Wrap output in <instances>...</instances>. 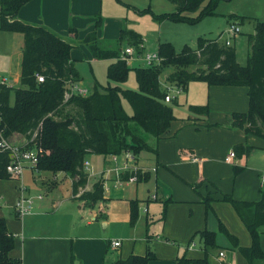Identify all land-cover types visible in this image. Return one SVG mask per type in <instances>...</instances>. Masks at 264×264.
I'll return each instance as SVG.
<instances>
[{
  "label": "crops",
  "instance_id": "0c3cea01",
  "mask_svg": "<svg viewBox=\"0 0 264 264\" xmlns=\"http://www.w3.org/2000/svg\"><path fill=\"white\" fill-rule=\"evenodd\" d=\"M100 9V0H32L19 11L18 18L26 23L46 26L63 37L77 35L79 42H83L87 34L96 30ZM231 15L236 14H229L228 26L224 30L218 29L213 38L222 44L231 37ZM74 17L79 19L78 24L74 23ZM238 25L240 33L232 39V46L236 48L237 62L242 66L247 64L250 41L249 38L247 43L240 41L242 28ZM109 27L110 24H107L102 37H110L107 33ZM120 27H116L117 35ZM252 34L254 26L249 35ZM141 36L147 51V40ZM243 46L244 53L241 55L240 48ZM74 48L71 56L78 61L80 53ZM79 48L87 54L85 47L81 45ZM23 49L22 34L0 31V84L10 88L21 87ZM77 85L86 89L82 82ZM184 93L186 108H174L176 120L165 137L157 141V152L152 151L155 153L153 161L148 159L149 163L145 162L140 153L129 164L147 172L145 179L120 183L112 172H106L113 166L111 157L87 158L89 180L86 190H91L100 179L105 184L106 200L95 208L86 207L85 203L73 197L72 179L68 175L70 179L65 181V185H52L50 193L44 195L33 180L32 170H27L22 184L15 180H0L5 194L0 193V217L6 220L9 232L15 237V248L10 256L20 259L22 264H113L131 254L145 255L148 248L146 237L150 236L156 259L149 264H174L178 258L183 255L188 257L190 253L202 257L189 259H202L203 252H197L196 247L187 245V242L197 233L209 231L217 233L218 244L225 249L219 252L224 254L223 258L219 254L213 256L211 264H233L235 255L228 256L226 248L229 242L221 235L220 223L238 238L243 248L251 247L252 238L235 210L221 200L220 194L231 195L238 201L264 200V140L231 127L233 114L249 110L248 88L193 82ZM177 101L180 106L181 102ZM13 102L14 95L11 96V104ZM206 104L210 110L208 116L194 115L189 111L190 105ZM20 144L25 145L26 141L21 140ZM238 144L248 145L253 150L248 156L226 162V157ZM235 167L242 170L235 174ZM153 176L155 182L150 188ZM199 183L196 193L192 186ZM21 185L27 194H34V197L43 195L42 200L36 201L32 212L24 217H20L15 209L21 196ZM206 197L213 199L212 210L206 209ZM131 201H138L140 210L134 227L130 225ZM165 203L166 216L162 219ZM2 208H7L9 213L4 214ZM157 222L160 223L150 232ZM259 233L264 252V226ZM117 241L120 247L113 248L112 243Z\"/></svg>",
  "mask_w": 264,
  "mask_h": 264
},
{
  "label": "trees",
  "instance_id": "16d2710c",
  "mask_svg": "<svg viewBox=\"0 0 264 264\" xmlns=\"http://www.w3.org/2000/svg\"><path fill=\"white\" fill-rule=\"evenodd\" d=\"M32 0H0V31L22 34L24 49L21 69V87L10 88L0 85V141L11 143L13 139L26 141L25 148L38 151L40 160L37 170L57 175L64 173L72 179V195L86 207L95 208L106 200L104 180L94 183L87 191L89 174L85 162L90 156H121L126 152L139 155L143 151L153 150L141 137L136 136L131 123H136L146 133L162 140L176 120L175 99L166 103L167 88L161 82L162 72L169 67L175 71L169 74L166 82L180 87L185 92L190 83L201 82L209 86L246 87L249 95V110L246 113L232 115L231 127L264 140V22L256 21L254 34L249 35L250 54L246 66L237 62L236 48L220 43L217 39L199 38L196 49L184 47L177 52L171 43L159 45L158 54L163 59L159 66L137 67L132 69L122 59V47H136L143 44L140 34L123 29L113 47L102 48L103 43L97 37V31L103 26V19L96 21V30L87 34L83 43L96 60H113L107 70V78L116 86L106 87L103 91L99 84L95 91L87 96L67 98V85L82 82V77L72 59L75 47L72 42L46 26L21 21L19 11ZM176 6V12L154 15L160 22L169 20L176 23L196 25L207 17L217 15L216 9L221 1L231 0H169ZM205 4V6H204ZM151 13V10H146ZM237 24L245 19L236 15ZM70 37H72L70 35ZM69 39H73L74 37ZM127 42V43H126ZM126 43V44H124ZM196 67L195 71L189 68ZM134 71L139 91L123 90L119 84L128 80ZM44 77V82L37 80ZM14 102L11 104V96ZM123 100L133 110L129 116L123 108ZM194 115H209V105H190ZM130 139V141H129ZM253 148L248 145L234 146L236 157L248 156ZM11 161L8 151L0 150V180H13L7 172ZM242 169L235 167L238 174ZM143 169L127 172L120 181L128 182L136 177L137 182L145 179ZM199 184L193 185L198 192ZM220 193V191H218ZM221 200L228 203L247 228L252 245L243 248L237 237L232 235L220 223V232L232 246L238 249L248 264L264 260L260 246L259 229L264 226V200L246 202L235 200L231 195L220 194ZM212 198L206 197L204 204L211 209ZM164 205V216L166 215ZM140 215L139 202H130V225L134 227ZM164 219V217H163ZM198 234V233H197ZM199 235L204 241L205 257L199 260L189 259L186 255L178 258L174 264H209L210 250H216V233L203 231ZM194 237L192 239L195 238ZM148 248L145 255L131 254L113 264H149L156 259L151 247V237L147 236ZM15 237L9 232L7 222L0 217V264H22L20 259L12 258ZM224 264V263H222Z\"/></svg>",
  "mask_w": 264,
  "mask_h": 264
},
{
  "label": "rangeland",
  "instance_id": "374dc122",
  "mask_svg": "<svg viewBox=\"0 0 264 264\" xmlns=\"http://www.w3.org/2000/svg\"><path fill=\"white\" fill-rule=\"evenodd\" d=\"M100 6H101V9H100L101 11L100 13H98L99 15L97 17V20L98 18L101 17L103 19V26L101 28V32H97V37L103 41V43L101 44V47L104 49L113 47L115 43L117 42V40L119 39L121 31L123 29H127V30L138 31L140 35L142 34L144 36V38L147 40L146 42L147 51H145L147 52V54H158L159 45L163 43H171L175 47L177 52H181L183 48L186 46L197 48L198 40L200 37L201 38L208 37L209 39H213L215 38L216 36L215 32L218 29L224 30L225 27L228 26L229 19L227 17H229V14H236L237 17L239 18L243 17L245 19L244 23H241L240 25L242 28V35H241L240 41H242L243 43H247L249 33L251 32L252 27L255 25V22L256 21L264 22V0L221 1L216 9L218 16H216L215 18H206L197 25L176 23V22H172L169 20H166L163 22L156 20L153 14L159 16V15H163L167 13L176 12V6L173 3H171L169 0H102V1L100 0ZM103 7H104V11H102ZM0 9H1V6H0ZM146 10L147 11L151 10V13L146 12ZM74 18H76L74 19V23L78 24L79 19L77 17H74ZM230 19L232 21V24H235L238 20L236 17H230ZM72 21H73V17H71V23ZM107 24H110V27L108 28V32H107L110 35V37L104 38L102 37V33H104ZM117 26H121L118 31V35L116 34ZM113 35H115V37H113ZM64 38L72 42L74 46L76 47L74 48V50L77 49L80 53V60L76 61V67L82 77V85L89 91V94L95 91V86L97 84H99L102 87L100 88L102 91L106 87L109 86V83L111 84V86L117 85L116 83L110 82L107 78V70L110 64L114 62L113 60L92 61L90 57H93V56L91 55L90 51L87 49L85 44L83 42H79L77 35L73 39H69V37H64ZM233 43H234V40H232V44ZM81 45L87 49L88 51L87 54L86 53L83 54V52L80 51L79 47H81ZM122 48H123L122 49L123 51L127 47L123 45ZM240 51L242 52L241 55H243L244 46L240 48ZM128 65L132 69L145 66L143 62L136 61V59H132L128 63ZM242 66H246V63H243ZM189 70L195 71L196 67H191L189 68ZM173 71H175V68L169 67V68H166L161 74V82H162L163 88L165 89L168 88L167 90H169V86L171 88H174V84H169L166 82V78ZM118 86L121 87L123 90L139 91V87L136 82L134 71H131L129 73L128 80L125 83L119 84ZM195 87H200V86H195ZM170 92H172L173 94L174 90ZM185 95H186L185 93L178 95L177 100L179 99L181 104L180 106L178 105L177 107L186 108ZM122 104H123V108L125 112L129 116H133V110L131 106L129 105V103L123 100ZM131 129L136 136L141 137L143 140H145V142L153 150L154 149L156 150L157 139L154 136L146 133L136 123H131ZM20 141L21 139L16 138V139H13L11 143L21 145ZM141 153L143 155V160L145 162L149 163L148 159L153 161V158H154L153 155L155 153L153 154L152 151H143ZM133 156L135 155L133 154ZM120 161L121 162L123 161L122 158ZM32 171H33L32 172L33 180L35 181L36 184L39 185V187H41L42 194L50 193L52 185H57V187H59L61 184L65 185L66 184L65 181H68L70 179L67 175L63 173L54 175L53 173L40 172L37 169L32 170ZM26 173L27 171L24 173L22 177L24 181L26 178L25 177ZM154 178L155 176H153V178L151 179L150 188H153V185L155 182ZM21 182L22 180L19 181L20 184ZM0 193L4 194V191L1 187H0ZM63 194H65L64 196L66 197V193H63ZM34 196L35 195L32 194V197ZM2 206H5V205L2 204ZM2 209H3L4 214L9 213V210L7 208H2ZM208 212H211V211H208ZM165 216H164V209H163L161 218L163 219V217ZM160 222L154 223L153 227L150 229V232H152L156 228V225ZM199 233L196 234L197 236H195L194 239L189 240L187 242L188 243L187 245L191 244L196 247L197 252L198 251L203 252V258H204L205 254L203 250L205 246H204V241L199 235ZM147 234H148V230H147ZM221 235H223L224 238L229 242L228 248L224 247L228 250L227 252L228 256L235 255L234 256L235 261L233 262V264H246L245 262L246 259L241 254V252L232 246V244L230 243V241L224 234H221ZM216 243L219 246V248L216 250L215 249L210 250L211 254L208 257L209 264H211V259L213 258V256H217L220 251L225 250V249H222L223 246L218 244L219 242L217 239V233H216ZM178 244L179 243L177 242L176 245L180 247V245ZM195 255L196 254L193 255L190 253L188 258L202 257V255L200 256H195ZM254 263L264 264V260H258V261H255Z\"/></svg>",
  "mask_w": 264,
  "mask_h": 264
},
{
  "label": "built area",
  "instance_id": "2783aa9c",
  "mask_svg": "<svg viewBox=\"0 0 264 264\" xmlns=\"http://www.w3.org/2000/svg\"><path fill=\"white\" fill-rule=\"evenodd\" d=\"M240 33V28L237 23L232 24L229 27V34H231V37L227 38L225 41V44L227 46H232V39L234 36L238 35ZM122 59L126 60L128 63L132 59H136V61L143 62L145 67H154L159 66L163 59L159 56V54H147L145 52V46L144 44L139 45V49L136 47H127L123 51ZM38 82L42 83L44 82V77L41 75H37ZM1 85V84H0ZM168 89V88H167ZM174 90L173 94L172 91ZM184 93L183 89L180 87H177L174 85V88H171L169 86L168 90V96L165 98L166 103H172L175 99H177L178 95H181ZM89 93L86 89H83L79 87L77 84H68L67 85V98L70 96H87ZM25 145H17L14 143H8L5 140L0 141V150L8 151L11 155V161L9 165L7 166V172L14 180L20 181L22 180V177L24 173L27 170H36L40 156L37 150L25 148ZM122 158V164H120V160ZM124 158V159H123ZM236 159V154L234 151H230L229 155L226 157V162L231 163ZM111 161L113 166L110 167V169H107V173H113L115 176H117L118 181L120 183H135L137 182L136 177L130 178L128 182H122L120 181V176L122 174H125L127 172H133L140 169L136 166H129L131 162L134 161V156L131 152H126L122 154L121 156H111ZM88 162H85V170L88 167ZM22 184V183H21ZM105 187V184H104ZM21 196L19 197L15 209L20 217H24L28 214H30L35 207L37 200H42V196H36L32 197V195L27 194L25 192V188L23 185L20 186ZM155 198V197H153ZM113 248L120 247V242H113L112 243ZM219 256L223 258L224 254L220 253Z\"/></svg>",
  "mask_w": 264,
  "mask_h": 264
}]
</instances>
